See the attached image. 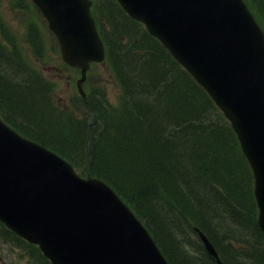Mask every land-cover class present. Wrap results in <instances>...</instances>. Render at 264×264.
<instances>
[{
    "label": "trees",
    "instance_id": "16d2710c",
    "mask_svg": "<svg viewBox=\"0 0 264 264\" xmlns=\"http://www.w3.org/2000/svg\"><path fill=\"white\" fill-rule=\"evenodd\" d=\"M248 1L264 23V0ZM93 13L108 47V65L122 86L119 104L93 89L87 100L81 97L85 108L75 114L80 118L68 115L55 107L52 84L17 49L0 43V110L19 129L111 184L145 221L171 264H218L195 226L224 264H264L254 177L228 120L117 0H94ZM30 31L40 55L43 39L35 23ZM0 237L24 247L32 264H52L1 222Z\"/></svg>",
    "mask_w": 264,
    "mask_h": 264
},
{
    "label": "water",
    "instance_id": "95a60500",
    "mask_svg": "<svg viewBox=\"0 0 264 264\" xmlns=\"http://www.w3.org/2000/svg\"><path fill=\"white\" fill-rule=\"evenodd\" d=\"M82 67L104 56L91 0H34ZM147 23L232 121L255 175L264 232V33L242 0H119ZM0 220L54 264H169L149 231L102 180L0 121ZM207 251L222 264L200 231Z\"/></svg>",
    "mask_w": 264,
    "mask_h": 264
},
{
    "label": "rangeland",
    "instance_id": "374dc122",
    "mask_svg": "<svg viewBox=\"0 0 264 264\" xmlns=\"http://www.w3.org/2000/svg\"><path fill=\"white\" fill-rule=\"evenodd\" d=\"M16 1L0 0V18L3 22L0 26V43L7 48H12V43L20 48L22 58L52 83L51 93L55 97L53 99L55 107L68 115L80 118L75 115L79 113L78 109L85 108L77 89V80L81 77L80 70L67 66L62 60L58 42L49 29L44 15L32 0H22V4L18 5ZM31 22L35 23L43 39L42 57L35 53L27 37L28 25ZM18 75L23 74L18 73ZM82 86L87 92L93 89L105 92L107 101L118 105L121 86L107 64L99 63L91 69L87 82ZM55 107L54 110L58 111ZM0 264H31V262L24 247L14 246L12 240H4L0 237Z\"/></svg>",
    "mask_w": 264,
    "mask_h": 264
},
{
    "label": "bare ground",
    "instance_id": "6f19581e",
    "mask_svg": "<svg viewBox=\"0 0 264 264\" xmlns=\"http://www.w3.org/2000/svg\"><path fill=\"white\" fill-rule=\"evenodd\" d=\"M17 66V65H16ZM156 101V100H155ZM10 116V115H9ZM113 119V118H112ZM79 124V123H78ZM100 126V125H99ZM75 127V126H74ZM179 127V126H178ZM81 127L79 126V129H80ZM189 129V128H188ZM158 132V131H157ZM160 132V131H159ZM164 133V132H163ZM165 134V133H164ZM194 134V133H193ZM171 135V134H170ZM176 136V135H175ZM164 139V138H163ZM82 142V141H81ZM168 142V141H167ZM171 142V141H170ZM160 143V142H159ZM162 144V143H161ZM82 145V144H81ZM151 145V144H150ZM157 145V144H156ZM84 146V145H83ZM166 147V146H165ZM150 148V147H149ZM152 149V148H151ZM156 150V149H155ZM158 150V149H157ZM163 150V149H162ZM154 152V151H153ZM152 152V153H153ZM106 154V153H105ZM151 154V153H150ZM155 154H157V153H155ZM96 155V154H95ZM140 156H142V155H140ZM110 158V157H109ZM129 160V159H128ZM132 160V159H131ZM145 161H147V160H145ZM159 161V160H158ZM102 162H104V161H102ZM139 162V161H138ZM143 162V161H142ZM145 163V162H144ZM156 165V164H155ZM148 166V165H147ZM141 167V166H140ZM144 167H146V166H144ZM126 168V167H125ZM153 168V167H152ZM159 168V167H158ZM131 170H134V169H131ZM139 170V169H138ZM154 170H156V169H154ZM159 170H161V169H159ZM149 171V170H148ZM160 172V171H159ZM165 172V171H164ZM163 173V172H162ZM144 174V173H143ZM151 175V174H150ZM221 175V174H220ZM164 176V175H163ZM151 177V176H150ZM157 177V176H156ZM184 177V176H183ZM223 178V177H222ZM185 179V178H184ZM227 181V180H226ZM182 185V184H181ZM193 186V185H192ZM196 192V191H195ZM176 193V192H175ZM177 194V193H176ZM177 195H179V194H177ZM205 197V196H204ZM197 199V198H196ZM201 199V198H200ZM196 201V200H195ZM190 206V205H189ZM207 206V205H206ZM205 208V207H204ZM183 209V208H182ZM194 209V208H193ZM203 213V212H202ZM212 213V212H211ZM216 214V213H215ZM149 215V214H148ZM186 216V215H185ZM217 216V215H216ZM152 218V217H151ZM185 227V226H184ZM2 233V232H1ZM4 236V235H3ZM176 239V238H175ZM8 240V239H7ZM12 240V239H11Z\"/></svg>",
    "mask_w": 264,
    "mask_h": 264
}]
</instances>
